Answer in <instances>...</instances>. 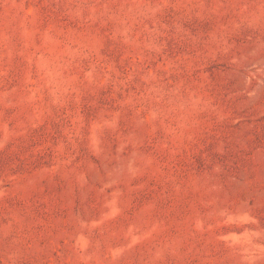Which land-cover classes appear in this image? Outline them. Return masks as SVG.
<instances>
[{
	"label": "rangeland",
	"instance_id": "1",
	"mask_svg": "<svg viewBox=\"0 0 264 264\" xmlns=\"http://www.w3.org/2000/svg\"><path fill=\"white\" fill-rule=\"evenodd\" d=\"M0 264H264V0H0Z\"/></svg>",
	"mask_w": 264,
	"mask_h": 264
}]
</instances>
